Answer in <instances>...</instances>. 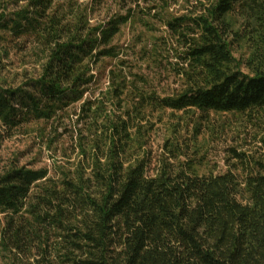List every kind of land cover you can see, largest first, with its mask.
Listing matches in <instances>:
<instances>
[{
  "label": "trees",
  "instance_id": "trees-1",
  "mask_svg": "<svg viewBox=\"0 0 264 264\" xmlns=\"http://www.w3.org/2000/svg\"><path fill=\"white\" fill-rule=\"evenodd\" d=\"M179 112L264 119V0H0V264H264V158L200 173L180 122L153 155Z\"/></svg>",
  "mask_w": 264,
  "mask_h": 264
},
{
  "label": "rangeland",
  "instance_id": "rangeland-1",
  "mask_svg": "<svg viewBox=\"0 0 264 264\" xmlns=\"http://www.w3.org/2000/svg\"><path fill=\"white\" fill-rule=\"evenodd\" d=\"M181 6L182 2L179 1L178 4L172 5L168 12L179 14L182 12ZM131 35L129 27L127 25L122 26L121 32L115 37L114 42L125 44L130 40ZM243 53V48L234 46V55L236 57H240ZM12 59L15 60L13 67H16L18 64L17 57L13 56ZM168 60L172 61L171 58ZM162 69L164 73L156 79L154 73H150V75H153L155 79L154 86L161 92L160 94H166L176 88L178 83L175 81V77L171 75V72L166 71L167 68L164 63L162 64ZM7 76L8 80H10L12 73ZM179 115L180 118H177ZM175 122H180L182 126L180 130L181 141L189 144L190 148L196 152L190 155L200 173H208L210 171L223 173L231 170L238 176H242L244 171L249 170V166H252V162L255 159L264 158V146L260 141V137L264 133V119L257 120L256 118H249L247 115L236 113L221 114L213 112H210L204 120L199 119L196 115L190 116L181 112L174 117H165L162 124H159L150 136V146L153 155L161 151L162 140L169 134L171 124ZM197 124H199V133L193 137V134H195L194 127ZM26 147L27 141L22 138L0 142V159L4 160L10 154L25 150ZM234 152L241 154L242 161L246 160L245 163H239L240 160L235 157ZM27 158H23L22 161L24 162ZM46 162L48 161L46 160ZM0 164L3 165V162H0Z\"/></svg>",
  "mask_w": 264,
  "mask_h": 264
}]
</instances>
